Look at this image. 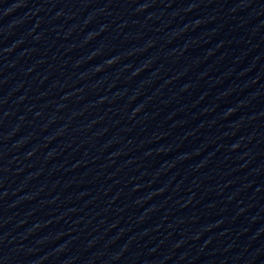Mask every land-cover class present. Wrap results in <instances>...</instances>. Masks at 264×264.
<instances>
[{
    "label": "water",
    "instance_id": "95a60500",
    "mask_svg": "<svg viewBox=\"0 0 264 264\" xmlns=\"http://www.w3.org/2000/svg\"><path fill=\"white\" fill-rule=\"evenodd\" d=\"M0 264H264V0H0Z\"/></svg>",
    "mask_w": 264,
    "mask_h": 264
}]
</instances>
